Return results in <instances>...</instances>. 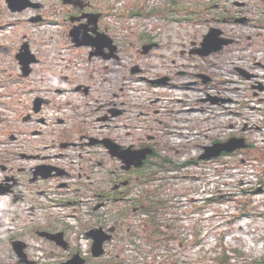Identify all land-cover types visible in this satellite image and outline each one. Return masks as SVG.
<instances>
[{"label":"flooded vegetation","instance_id":"obj_1","mask_svg":"<svg viewBox=\"0 0 264 264\" xmlns=\"http://www.w3.org/2000/svg\"><path fill=\"white\" fill-rule=\"evenodd\" d=\"M165 1L29 0L33 6L23 12L13 13L6 4L0 13L14 19L13 27L48 26L44 44L24 32L8 45L17 68L14 89L0 98L14 119L0 115V154L9 149L12 156L0 162V187L10 189L0 196L11 197L0 220L12 215L17 227L8 238L51 242L57 247L52 253H63L65 261L79 254L84 264H148L164 260L171 242L184 243L180 218L169 214L165 188L156 184L169 159L163 123L153 104L138 107L128 92L133 83L152 88L188 76L195 85L202 83L201 67L192 66L198 57L190 54L202 42L163 53L165 23H180L182 9L180 0ZM192 5L196 20H203L208 32L219 29L223 39L229 37L225 27L242 19L264 30V0H195ZM51 49L54 53H48ZM21 59L34 62L23 69ZM77 75L83 81L70 84ZM28 89L33 98L21 105ZM67 93L70 99L60 102L58 96ZM103 142L115 145L123 160ZM22 217L23 227L16 223ZM39 232L62 234L68 249ZM102 239L104 254L96 257L92 247ZM81 241L87 252L76 245Z\"/></svg>","mask_w":264,"mask_h":264},{"label":"rangeland","instance_id":"obj_2","mask_svg":"<svg viewBox=\"0 0 264 264\" xmlns=\"http://www.w3.org/2000/svg\"><path fill=\"white\" fill-rule=\"evenodd\" d=\"M182 9L180 11V23H165L163 53H180L191 47L192 42L200 43L203 41V35L208 34V26L203 20H196L195 0H180ZM166 4L168 0L165 1ZM5 0H0V13L5 9ZM172 11V9H171ZM263 12V10H260ZM255 13V12H253ZM253 15V14H252ZM1 31H0V98L8 89L15 87L16 65L12 61V49L8 45L16 41L20 34L27 32L32 39L37 38L39 43L44 44L48 38L47 25L38 28L26 29L25 25L13 27V20L5 13L0 14ZM8 21H11L8 24ZM133 24V22H132ZM135 25V23L133 24ZM120 26V24H118ZM220 28H222L220 26ZM215 29V28H213ZM232 44L225 46L218 53H262L264 55V30H255V25L250 23L245 26L229 25L225 27ZM219 30V29H218ZM210 31V30H209ZM259 34V35H258ZM251 36L252 39H249ZM136 43V37L132 38ZM238 41V42H236ZM43 46V45H42ZM40 48V47H39ZM48 53L52 52V49ZM58 53V52H56ZM61 53H68L62 51ZM183 60L192 61L188 58ZM194 61V60H193ZM196 59L194 62H198ZM53 65H45V68ZM5 76V78H4ZM186 78L176 80L177 84L184 82ZM83 78L77 75L75 80L71 79L70 84L81 83ZM5 85V87L2 86ZM136 84V83H134ZM143 91H139L147 98L156 97L165 94L163 89L155 90L154 88L142 85ZM39 88H43L40 85ZM189 92L186 90L184 93ZM26 96H21V105L30 101L33 97L29 96L30 90L26 91ZM184 93H180L184 95ZM134 96V95H133ZM252 96V95H251ZM5 98V97H4ZM2 100V99H1ZM0 100V103H1ZM10 103V98L6 99ZM134 103L139 107L140 104H151V100H137L134 96ZM13 107V106H10ZM8 106H0V115H12L7 113ZM7 122V121H5ZM11 123V125H13ZM9 125V124H8ZM262 150V149H259ZM264 152L251 148L248 152L240 153L229 161L222 170H217L213 176L206 175L205 172L194 169L193 167H184L179 169L176 182L164 180L166 173L161 172V178L156 184H161L165 188L162 198L168 203L169 214L180 218V232L184 243L176 244L171 242L165 248L163 264H219L218 258L225 254L230 257L225 264H264ZM244 156L248 163L242 162L240 156ZM12 159L11 151L5 150L0 154V162ZM252 164V165H251ZM247 171L246 176H239ZM221 172L226 176L221 177ZM220 175V179L217 176ZM216 181L213 186L203 187L206 183ZM171 183V185H169ZM166 185V186H165ZM211 192V197L218 198L214 202H202L207 198L202 189ZM170 189V190H169ZM167 190V192H166ZM166 217V215H165ZM168 218L170 216L168 215ZM14 220V216H10ZM27 220L25 217L17 220L18 226H25ZM11 233H7L10 235ZM196 238V243L194 240ZM18 239H23L19 237ZM34 247H40V252L44 255L45 260L39 264H53L65 262L63 253H50L57 247L51 243L38 238L28 237L26 240ZM146 250L149 247H145ZM55 255V257L52 256ZM56 258V262L49 261ZM151 259V258H150ZM15 254L8 242V236L5 240L0 237V264H15ZM153 263V261H151Z\"/></svg>","mask_w":264,"mask_h":264},{"label":"built area","instance_id":"obj_3","mask_svg":"<svg viewBox=\"0 0 264 264\" xmlns=\"http://www.w3.org/2000/svg\"><path fill=\"white\" fill-rule=\"evenodd\" d=\"M198 60L192 66L198 65L201 67V74L211 77V82L206 85L200 83L188 86V83L195 81L192 76H188L181 84L174 81L166 86L153 87L155 90L163 89L165 94L149 99L141 93L144 90L142 84L133 83L128 87V92L131 96L137 95V100H151L150 105H154L157 117L163 123L161 133L164 135L165 153L173 165L181 166L187 163L186 167H193L195 170L205 172L208 176H213V173L222 170L237 155V153L228 154L211 160L199 159L205 149L217 143L226 142L234 136L244 137L253 149L264 152V55L262 53L229 55L219 53L206 58L199 57ZM238 68L247 71L252 78L243 77L237 71ZM186 90L189 92L184 93ZM70 97L68 93L61 94L58 100L66 102ZM212 99L218 102L212 103ZM240 157L243 158V163H248L244 156ZM178 172L179 168L166 173L167 176L172 175L168 180L178 181ZM246 174L247 171L239 176H246ZM226 176L228 175L221 172L223 179ZM221 177L217 176L218 179ZM1 179L2 175L0 181ZM215 182L210 179L203 187L213 186ZM205 188L201 191L205 192L207 198L202 199V202L214 197H211L212 190L208 192ZM10 203V196H0V209L8 207ZM56 210L63 213L61 208ZM16 230L17 227L12 219L5 218L0 227L1 239L7 238V233H13ZM76 245L82 253L87 252L86 242L81 241ZM39 248L30 244L27 251L29 259L39 262L45 260ZM49 261L56 262V258ZM15 262L18 264L16 257ZM163 262L164 260L158 257L153 259V263L150 261L148 264H163ZM129 264L136 263L129 261ZM140 264L147 263L141 261Z\"/></svg>","mask_w":264,"mask_h":264},{"label":"water","instance_id":"obj_4","mask_svg":"<svg viewBox=\"0 0 264 264\" xmlns=\"http://www.w3.org/2000/svg\"><path fill=\"white\" fill-rule=\"evenodd\" d=\"M6 4L8 5V8L11 10L13 13H20L23 12L24 10L31 8L33 5L30 4L29 0H6ZM245 20L242 19L240 20V23H244ZM222 33L218 29H211L208 34H206L203 38V41L200 45V48L191 52L190 54L192 55H198L201 57H207L213 53H218L225 46H228L232 44V40L230 39H223L220 37ZM25 55V54H24ZM34 61L31 60H23L21 59L20 64L23 66V69H25L29 64H31ZM238 71L245 76L246 78L250 79L251 75L246 73L244 70L238 69ZM202 78L203 83L207 84L210 79L208 77H205L203 75L200 76ZM157 84H167V80H161L158 82H155ZM77 90H80L78 88ZM212 102H217V100L212 99ZM111 151V154L114 157L121 158L123 160L124 156L119 153V149L115 146L112 145L109 142H103ZM247 147V144L243 138H232L228 142L223 143V144H216L213 147H209L206 149V152L201 156V159H211L214 157H218L221 155L223 152L226 153H232L236 150L240 149H245ZM143 152V151H142ZM141 152V153H142ZM145 154V153H144ZM147 154V153H146ZM144 157V156H142ZM139 166V164L137 165ZM10 189L9 188H3V186L0 187V194H6L9 193ZM17 197L14 198V203H16ZM1 224V220H0ZM39 236L42 238H45L50 241L56 242L59 246L63 247V249L67 250L68 245L67 243L63 242V235H51L46 232H39ZM106 239L98 240L94 242L93 244V254L96 257H99L104 254V242ZM12 247L16 253V255L19 258L20 263L22 264H35V262L29 261L27 258V255L25 253V249L27 248V245L23 243L22 241H11ZM61 264H84V261L82 260L81 256L79 254L75 255L72 259L63 262Z\"/></svg>","mask_w":264,"mask_h":264},{"label":"trees","instance_id":"obj_5","mask_svg":"<svg viewBox=\"0 0 264 264\" xmlns=\"http://www.w3.org/2000/svg\"><path fill=\"white\" fill-rule=\"evenodd\" d=\"M230 257L228 255H224L222 257H219L217 260L219 262V264H225L229 261Z\"/></svg>","mask_w":264,"mask_h":264}]
</instances>
